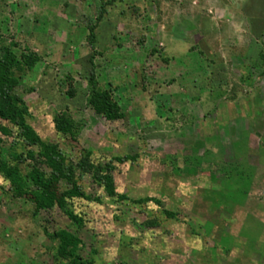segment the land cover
<instances>
[{
    "label": "rangeland",
    "instance_id": "rangeland-1",
    "mask_svg": "<svg viewBox=\"0 0 264 264\" xmlns=\"http://www.w3.org/2000/svg\"><path fill=\"white\" fill-rule=\"evenodd\" d=\"M73 2L0 0V55L37 57L14 90L26 121L89 197L66 200L76 225L58 207L35 213L0 171V264H69L59 230L94 264H264V0ZM92 74L123 118L91 108ZM62 112L75 142L55 130ZM2 124V160L48 173L39 148ZM106 165L112 196L95 172Z\"/></svg>",
    "mask_w": 264,
    "mask_h": 264
},
{
    "label": "trees",
    "instance_id": "trees-1",
    "mask_svg": "<svg viewBox=\"0 0 264 264\" xmlns=\"http://www.w3.org/2000/svg\"><path fill=\"white\" fill-rule=\"evenodd\" d=\"M37 62L35 55L17 56L11 48H4L0 55V171L10 181V188L14 196L28 199L34 205V212L38 213L42 210H49L58 207L62 210L68 219L80 225L82 220L67 207L66 200L73 198H81L88 200L79 188L73 182L72 170L65 165V154L58 144H51L43 141L33 128L27 123L28 108L24 100L14 93L18 86L22 73L29 70ZM92 86L89 104L95 113L101 115L107 121H116L123 118V113L119 105L113 100L110 91L97 86V82L92 74L90 79ZM69 97H73V92L68 93ZM6 121L18 129L19 136L28 146L39 148L38 156L43 159L49 172L33 167L25 175H22L18 167L9 166L1 158V144L4 137L11 134V129L2 124ZM55 130L63 136L69 138V142H75L76 129L71 118L64 112L54 117ZM90 153L85 152L88 157ZM30 155L33 156L32 152ZM122 162L123 159H118ZM79 168L85 169L90 167L89 163L84 160L78 162ZM110 165H106V169L101 166L95 167L98 182L104 184L109 195H114L112 176L109 173ZM64 180L72 185V189L60 192L58 183ZM119 199L126 200L123 195ZM153 202L152 199L145 198L138 203ZM51 237L58 242L56 256L60 259L68 260L69 264H94L91 260L83 259L79 251L82 247L81 240L73 233L67 230H59L54 232Z\"/></svg>",
    "mask_w": 264,
    "mask_h": 264
},
{
    "label": "crops",
    "instance_id": "crops-1",
    "mask_svg": "<svg viewBox=\"0 0 264 264\" xmlns=\"http://www.w3.org/2000/svg\"><path fill=\"white\" fill-rule=\"evenodd\" d=\"M55 1H57V2H59V3H63V4H65L66 2H69V3H71V2H73V0H55ZM71 1V2H70ZM80 1H82V0H80ZM73 3H75V2H73ZM60 16H62V17H60ZM58 17V18H57ZM56 17V19H55V21H54V23H53V26L55 27V28H58V29H63L61 32H63V31H65V29L67 28L66 26H65V23H66V15H58ZM167 50H169V48L167 49ZM112 80V79H111ZM144 95V94H143Z\"/></svg>",
    "mask_w": 264,
    "mask_h": 264
}]
</instances>
